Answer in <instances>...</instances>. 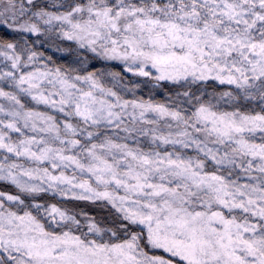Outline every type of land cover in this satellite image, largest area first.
I'll return each instance as SVG.
<instances>
[{
    "label": "snow or ice",
    "instance_id": "6c2138e0",
    "mask_svg": "<svg viewBox=\"0 0 264 264\" xmlns=\"http://www.w3.org/2000/svg\"><path fill=\"white\" fill-rule=\"evenodd\" d=\"M0 264H264V0H0Z\"/></svg>",
    "mask_w": 264,
    "mask_h": 264
}]
</instances>
